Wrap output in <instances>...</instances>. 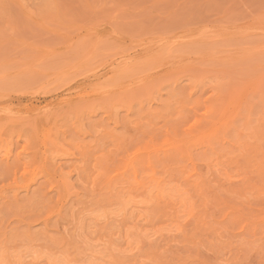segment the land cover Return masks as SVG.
Returning a JSON list of instances; mask_svg holds the SVG:
<instances>
[{
	"label": "rangeland",
	"instance_id": "rangeland-1",
	"mask_svg": "<svg viewBox=\"0 0 264 264\" xmlns=\"http://www.w3.org/2000/svg\"><path fill=\"white\" fill-rule=\"evenodd\" d=\"M0 264H264V0H0Z\"/></svg>",
	"mask_w": 264,
	"mask_h": 264
}]
</instances>
